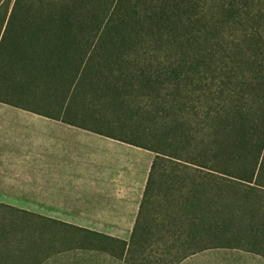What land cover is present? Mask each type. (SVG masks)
<instances>
[{"label":"trees","instance_id":"16d2710c","mask_svg":"<svg viewBox=\"0 0 264 264\" xmlns=\"http://www.w3.org/2000/svg\"><path fill=\"white\" fill-rule=\"evenodd\" d=\"M146 1L15 0L11 17L61 32L49 43L82 45L93 110L125 109L135 94L152 103L147 119L165 140L137 145L156 153L145 195L170 164L179 255L206 240L255 248L264 242V0Z\"/></svg>","mask_w":264,"mask_h":264},{"label":"crops","instance_id":"0c3cea01","mask_svg":"<svg viewBox=\"0 0 264 264\" xmlns=\"http://www.w3.org/2000/svg\"><path fill=\"white\" fill-rule=\"evenodd\" d=\"M4 60L0 264H125L116 247L134 229L155 228L139 224L147 178L130 170L131 146L86 127L77 104L36 99L29 68L23 84L16 62ZM262 250V241L216 246L180 264H264Z\"/></svg>","mask_w":264,"mask_h":264},{"label":"rangeland","instance_id":"374dc122","mask_svg":"<svg viewBox=\"0 0 264 264\" xmlns=\"http://www.w3.org/2000/svg\"><path fill=\"white\" fill-rule=\"evenodd\" d=\"M25 1L26 4H30L31 0ZM131 1L132 4L136 2V0ZM161 1L147 0L146 4L148 6L149 3H154L160 6ZM14 3L15 0H9L0 4V63H5L4 59L7 57L12 58L17 64L15 67L18 66L20 69L18 78L23 84L27 82L25 71L29 68L28 82L32 89L30 92H34L36 99L51 101L61 99L68 104H77V107L83 110V123L86 127L102 130L117 141L128 143L131 146L130 170L148 180L156 153L139 146L151 147L156 145V142L163 144L165 140L162 137V131L156 130L153 123L147 119L155 114L152 103L141 94H135L125 109L115 106V109L99 107L100 110H93L96 104L98 105L97 98L89 92L88 86L83 85L82 72L79 77L83 65L81 60L84 56L82 45L63 43L60 39H53L52 43L48 42L47 37L55 38L61 32H31L33 18L27 16L18 20L16 17L14 19L13 16L11 17ZM75 34L81 35V32H75ZM28 57L30 62L27 63ZM7 62L12 63L11 60ZM32 62H35V66ZM90 66L93 67V64L91 63ZM90 73H95L94 68L90 70ZM144 119L146 120L143 121ZM167 164L164 162L159 168L158 175L152 179L150 184L152 189L143 198L142 212L139 216V224L149 221L155 224V228L134 229L133 238H131L132 235L128 236L127 242L120 245V249L116 247L117 255L125 253V256L123 255L125 264H145L146 262L147 264H172L173 261L175 264H180L188 256L218 245L206 240L196 248L188 247L187 255L183 251L179 255L178 247L175 246V191L165 189L164 186V184L174 183L175 189V175L168 174L171 172V166ZM115 165L119 168L118 164L115 163ZM172 255H174L173 258Z\"/></svg>","mask_w":264,"mask_h":264}]
</instances>
